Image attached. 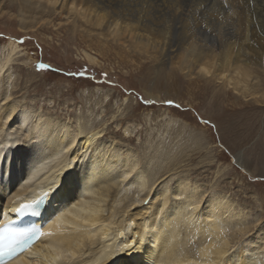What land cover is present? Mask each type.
Instances as JSON below:
<instances>
[{
    "label": "bare ground",
    "instance_id": "bare-ground-1",
    "mask_svg": "<svg viewBox=\"0 0 264 264\" xmlns=\"http://www.w3.org/2000/svg\"><path fill=\"white\" fill-rule=\"evenodd\" d=\"M3 5L15 8L25 33L51 23L57 12L71 33L100 45L102 55L116 45L150 59L155 74L167 61L165 75L175 68L197 91L209 83L228 88L237 94L232 113L243 111L241 99L264 104V0H0V13ZM6 46L4 81L18 49L14 40ZM251 102V113L241 114L246 131L261 109ZM65 122L20 101L0 104V225L50 193L36 220L41 236L5 264H264V225L230 251L251 216L225 194L203 198L196 180L187 185L185 175L167 174L187 147L179 128L175 142L161 140L147 154L98 139L99 130L86 121ZM233 156L245 167L244 152ZM126 246L132 250L120 252Z\"/></svg>",
    "mask_w": 264,
    "mask_h": 264
},
{
    "label": "rangeland",
    "instance_id": "rangeland-1",
    "mask_svg": "<svg viewBox=\"0 0 264 264\" xmlns=\"http://www.w3.org/2000/svg\"><path fill=\"white\" fill-rule=\"evenodd\" d=\"M15 15L14 7L3 5L0 58L8 53L9 40L18 49L3 70L4 76L11 75L0 80V104L20 101L74 126L86 121L89 128L99 130L98 139L124 142L134 152L147 154L162 141L175 142L171 135L179 128L187 147L175 171L167 174L185 175L187 185L196 180L203 198L225 194L235 208L251 216L248 231L234 240L230 251L256 237L264 225L263 103L241 99L243 111L232 113L229 107L237 94L228 88L209 83L197 91L190 78L175 68L165 75L170 67L167 61L155 74L150 59L116 45L102 55L100 45L67 29L64 14L55 12L51 23L26 33L19 30ZM87 57L94 62L89 63ZM41 64L47 67L40 68ZM146 94H158L160 99ZM248 101L261 108L250 131L241 125V114L251 113ZM237 150L244 152L245 167L234 161ZM139 203L144 206L147 200Z\"/></svg>",
    "mask_w": 264,
    "mask_h": 264
},
{
    "label": "snow or ice",
    "instance_id": "snow-or-ice-1",
    "mask_svg": "<svg viewBox=\"0 0 264 264\" xmlns=\"http://www.w3.org/2000/svg\"><path fill=\"white\" fill-rule=\"evenodd\" d=\"M39 67L45 68L47 66L41 64L39 65ZM146 103H151V101H146ZM166 103L172 104L173 101L168 100L166 101ZM45 198H50L49 192L40 193V195H38L35 200L29 202L27 205H23L16 211L20 214H24L26 212L37 214V210L39 209L41 203L45 200ZM41 234L42 233L35 229L0 228V264H4L5 261L15 257L18 253L27 249L32 244V242ZM131 250V248L126 246L124 249H121L120 252H130ZM67 255L71 256L73 259L76 257L75 252H70ZM61 258V256H56L53 258V260H60ZM45 259H47V257ZM111 259L112 257L108 258L109 261Z\"/></svg>",
    "mask_w": 264,
    "mask_h": 264
}]
</instances>
